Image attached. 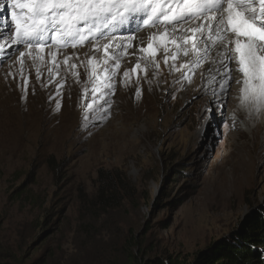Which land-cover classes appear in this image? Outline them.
I'll use <instances>...</instances> for the list:
<instances>
[{"label":"rangeland","instance_id":"rangeland-1","mask_svg":"<svg viewBox=\"0 0 264 264\" xmlns=\"http://www.w3.org/2000/svg\"><path fill=\"white\" fill-rule=\"evenodd\" d=\"M8 11L0 0V44L14 28ZM52 51L59 64L45 48L23 66L16 48L0 51L4 263L130 264L123 236L132 232L139 259L193 261L264 214V119L240 100V72L225 95L219 86V105L202 66L193 75L180 61L173 74L162 60L158 78V68L137 77L129 66L131 83L122 67L98 81L113 64L77 59L94 54L90 43ZM109 179L126 184L124 199L95 217L88 203Z\"/></svg>","mask_w":264,"mask_h":264},{"label":"snow or ice","instance_id":"snow-or-ice-1","mask_svg":"<svg viewBox=\"0 0 264 264\" xmlns=\"http://www.w3.org/2000/svg\"><path fill=\"white\" fill-rule=\"evenodd\" d=\"M6 3L28 10L23 21L12 13L16 25L14 38L10 32L5 33L9 39L6 45L0 44V51L17 46L21 66L25 56L33 61L43 59L39 52L45 48L59 64L52 49L59 53L69 47L84 46L85 42L96 49L102 47L105 55L111 56L110 42L118 39L114 33L139 20L135 28L128 29L131 33H138L142 27L157 30L150 35L146 46L141 40L139 52L154 55L159 51L157 43L165 52L175 45L177 54L182 51L185 56L193 57L185 61L193 75L201 63L209 61V75L219 76L221 95L230 87L231 64L235 61L238 65L235 70L243 76L235 81L243 86L242 102L257 105L264 101V0H6ZM134 38L129 35L123 40ZM116 47L123 49L124 46ZM74 55L79 58L78 54ZM164 58L167 63L169 57ZM68 59L64 58L65 65ZM93 60L95 57L89 63ZM211 64L216 65L215 71ZM112 66L118 67V64ZM135 67L140 68L139 62ZM213 82L217 81L213 79ZM104 103L110 106L111 102Z\"/></svg>","mask_w":264,"mask_h":264},{"label":"trees","instance_id":"trees-1","mask_svg":"<svg viewBox=\"0 0 264 264\" xmlns=\"http://www.w3.org/2000/svg\"><path fill=\"white\" fill-rule=\"evenodd\" d=\"M109 180L110 184L100 191V194L94 199L95 203L90 201L88 203L90 209H87V212L92 213L95 217H98V214L103 210H111L114 206H119L124 199L119 196L118 191L123 189L126 184L115 183L112 179ZM25 190L26 188L21 193L16 192L14 197L23 195ZM33 196L31 195L29 200L37 206L38 201H35ZM98 236L100 237V235ZM234 240L224 239L217 242L211 248L198 254L193 261L184 260L182 257L176 259L171 257L165 263L164 258L159 257L151 258L148 261H145L144 258L139 259L138 255L134 253V249L141 245H139L133 232L131 235L123 236V245H125L126 251L129 250L125 253L130 264H264V214H257L254 218L249 219L242 226V229L235 233ZM2 248L0 245V255ZM10 258H14V255ZM99 260L97 261L100 264H108V262L101 261H105V258ZM91 263L93 264L94 260ZM0 264L8 263H4L0 258Z\"/></svg>","mask_w":264,"mask_h":264},{"label":"bare ground","instance_id":"bare-ground-1","mask_svg":"<svg viewBox=\"0 0 264 264\" xmlns=\"http://www.w3.org/2000/svg\"><path fill=\"white\" fill-rule=\"evenodd\" d=\"M136 25L134 23V21L127 25V27L125 29H122V32L126 33L127 35H122L119 36L118 39H114L113 41H111V47L109 48V52L112 54L111 56H106L104 53V50L102 47H100L99 49H96L92 46V49L94 51L93 55L88 56L89 58H87L86 54H79V59H81V61L85 62L86 60H90V58L95 57V60H98L99 63L102 64H106V63H112L114 64H118V67H109L107 68L108 71L105 74H95V78L98 81H102L103 79H105L106 77H109V74L112 73L114 76V74L117 72V70L119 68H123V74H122V83H131L132 82V72H131V68L134 69L136 71V75L137 77L140 76L143 73L147 72V69L150 71H153L154 68H158L157 70H155L153 73L156 75V78H158V75H160V70L162 69V60L165 61V55H167L169 57V59L167 60V65H171L170 69H172L171 73L174 74V72L178 71V63L180 61L184 62V70L183 72L187 71L189 69V65L187 63H185V61H191L193 59V57L191 55L189 56H185L183 54V52L181 51L180 53H176L175 51V45H171L168 47L167 52H165V50L163 48H161L159 46V44L157 43V47L159 48V51L155 52V54H148V53H143V52H139L137 49L141 44V40L143 41V44L146 46L149 42H150V35L153 33H156V29L155 28H148V27H144L143 29H141L138 33H131L128 29H132L135 28ZM161 31H163V28H161ZM116 35V34H115ZM129 35H134L136 38L131 39V40H123V37H127ZM169 35H171V33H169ZM7 41H4L3 44L6 45ZM123 44V49L117 48V45ZM15 45H13L12 47H5L4 50L8 49V52H11L15 49ZM134 53V54H131ZM115 57H118V59H116ZM24 60L26 59H30L28 56H25L23 58ZM95 60H93L92 62H94ZM16 61L20 63V60L18 59V55L16 57ZM15 61V62H16ZM139 62L140 64V68H136V64ZM130 66V67H129ZM204 68V78H202V83H203V89L205 93H210L212 96L217 98V103L219 105H222L223 103H225V98L222 96H218V90H219V76H216L215 78L211 77L209 75V68H210V62L209 61H204L203 63H201V65ZM146 67V68H144ZM238 65L235 61L232 62L231 64V68L233 70L237 69ZM23 68V67H22ZM211 68L213 71H215L216 65L215 64H211ZM140 70H143L142 72H139ZM125 72L128 73L127 76H125ZM239 72V71H237ZM241 73V72H240ZM242 75V73H241ZM187 76V74L185 75ZM243 78V76H242ZM213 79H215L217 82H213ZM242 84L240 85V92L242 93ZM215 92V94H214ZM240 100H241V96H240ZM242 101V100H241ZM244 103V102H243ZM245 105V103H244ZM250 105L251 108H253L255 110V112H257L258 114H260V117L262 119H264V101L259 102L257 105H252V104H247ZM259 109V110H257ZM239 119V118H238ZM235 124H237L235 122ZM217 162H215L216 164Z\"/></svg>","mask_w":264,"mask_h":264}]
</instances>
